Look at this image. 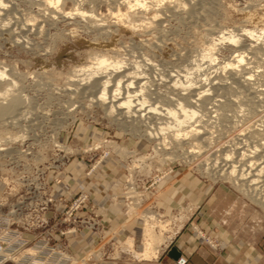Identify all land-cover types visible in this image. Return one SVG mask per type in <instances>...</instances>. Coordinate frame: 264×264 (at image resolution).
Segmentation results:
<instances>
[{
	"label": "rangeland",
	"instance_id": "1",
	"mask_svg": "<svg viewBox=\"0 0 264 264\" xmlns=\"http://www.w3.org/2000/svg\"><path fill=\"white\" fill-rule=\"evenodd\" d=\"M119 1L83 0L77 7L92 18H81L70 15L73 0H62L50 18L44 0H0V104L5 107L11 98L18 102L0 116V222H9L5 216L18 206L22 225H16V215L10 217V229L28 240L19 247L18 261L3 264H157V258L139 261L143 222L150 216L156 226L166 225L163 238H169L160 252L188 203L165 215L157 200L181 174L211 188L225 187L239 199L249 238L264 262V208L254 201H262L264 169L259 178L253 172L259 162L264 166V136L255 139L264 121V37L251 41L241 32L254 30L256 37L260 29L264 32V0H139L144 9L130 10ZM27 23L35 25L27 29ZM225 33L235 35L238 45H253L233 71L221 68L243 48L217 39ZM102 56L105 65L134 72L138 84L143 82L142 92L154 93L152 102L154 96L187 93L179 90L185 80L210 83L206 94L213 105L206 106L209 116L202 119L211 135L200 150L212 148L209 158L191 168L203 155L187 154L192 146L173 155L157 153L144 135L155 125V115L148 114L146 124L123 122L107 112L105 103H92V79L79 71ZM236 76L250 81L239 84ZM252 146L259 152L252 155ZM241 150L249 158L236 154ZM225 155L236 170L252 164L247 168L251 177L240 182L237 176L234 184L217 174L220 168L212 165H222ZM77 198L82 204L74 210ZM48 200L52 203L42 210ZM38 218L47 225L38 227ZM130 223L134 226L127 230ZM43 234L51 239L46 251L39 246ZM64 252L67 259L61 262Z\"/></svg>",
	"mask_w": 264,
	"mask_h": 264
},
{
	"label": "bare ground",
	"instance_id": "2",
	"mask_svg": "<svg viewBox=\"0 0 264 264\" xmlns=\"http://www.w3.org/2000/svg\"><path fill=\"white\" fill-rule=\"evenodd\" d=\"M61 1L62 0H44L43 6H44L45 11L48 12V16L50 18H53L55 15L58 14L59 11H57V6L60 5ZM73 1H74V5L76 6V8H74L72 10L74 13H72L70 15H75L76 17L79 16L81 18H84V17L92 18L91 17V13H88L89 15H86L85 12L80 11V9L77 7L80 3H82L83 0H73ZM1 3L2 2H0V12L3 11L2 8H4V7H2ZM121 4L123 6H125V7H127L128 10H130V8H133V7L140 8V9H142V8L144 9V7H145V4L142 3L139 0H122ZM116 13H117V16L118 15L120 17L122 16L121 14H119V10ZM67 14L69 15V13H67ZM67 14L65 16H67ZM65 16H62V17H65ZM122 20H124V19H122ZM29 24L27 23V25H25V27L27 29L30 28L31 26L35 25L34 23H31L33 25H29ZM241 32H244L245 35H248V38L251 41H256L257 42V40L259 38L264 37V32H263L262 29H260L259 35L257 37L254 34V30L251 31V30L244 29ZM217 39L219 41H221V42L222 41H228L229 45H231V46L233 45V46H236L237 48L238 47H242L243 48V50L238 51L233 56L231 62L226 63L221 68V69H224V70L227 69V70H230V71L232 70L233 71V69L236 67L235 64L236 65L241 64L243 62V58L245 57L244 53L247 52L250 49V47L253 46L251 44H247V45H242V44L238 45V44H236V42H238V39H237V37L235 35H233L231 33H225V34H223L221 36H218ZM214 40L215 39H213V38L210 39L211 42H213ZM214 44H212V45H214ZM208 58L209 59L211 58L210 61L214 60V58L210 54L208 55ZM93 61H95V62H93L94 64L92 63L93 67H86L84 69L82 68L79 71V73L81 72V74H83V75L87 73V75H86L88 77L87 79H89V80L92 79V81H91L92 85H90L91 86L90 88L94 89V91L92 90L94 92V94L93 93L91 94L92 95V100H93L92 103L93 102H95V103H97V102L99 103L100 102L102 104L105 103L106 104L105 107L108 110L107 111L108 113H115V115H120L121 116V119H119V121H123V119L126 118L128 120L127 122H130V123H132L134 121H136V122L138 121V123L141 122L143 124H146L145 120L148 119V114L149 115L153 114V115L156 116V117L151 116V119L153 117V119L156 120L155 121L156 122L155 125L152 124L153 127L155 126L154 127L155 131H157V133H159V135L160 134L162 136L166 135L167 136L166 138L169 137L170 140H171V143L173 144L174 148H176V149L181 148V146L183 145V143H182V138L183 137H184L183 139H185L187 137H192V136L194 137L195 135H198V134L201 133L199 128L195 127L194 123L197 122V121H195V119H200V118L202 119L203 117L207 118V116H209V113L206 111L207 110L206 106L211 103V99L207 98V96L210 97V95L206 94L207 91H208L206 88L208 87L207 85H209V87H210V85H211L210 83H207V84L204 85L203 84L204 81H203L201 84L199 83V85H198L197 82H196L197 84L196 83H191L190 81L186 82V80H185V79H187V77H186L184 79L185 82H183V84H182V81H181V83H179V85L182 84V85H180L182 88H179V90H181V89H182V91H186L187 90L188 91L187 93L183 92L182 94H176L173 97H169V96L162 97L161 95H160L161 97H155L154 96L155 98L153 97V102H152V100H151L152 98L151 99L149 98V96L151 94L149 95L148 94L149 92H146V93L144 92L145 94L142 92L144 90V88H142L143 87V82L139 81V84H140V82L142 83V84L139 85L138 82H137L139 80V77L134 75V72H129L128 70H130V69L125 68L123 70H120L118 68V66H113V65H116V64H112V62H109L106 65H108V67L110 66V69H109L110 72L109 71L105 72L104 71V67L106 66L105 63L107 62V59L105 57L102 56V57H99V58H97V59H95ZM116 68H118L119 71H116L115 70ZM105 69H107V68H105ZM232 73H233L232 76H234V78H235L236 74H234V72H232ZM3 77H4V74L2 72H0V78H3ZM73 78H75V77H73ZM234 78H232V79H234ZM238 78H240V79H238ZM236 79L239 81V84H242V85L244 83H246V82L248 83L250 81L249 77H244V76H239ZM206 80H205V82H207ZM237 80H235V81H237ZM134 83H136L135 85L138 84V87L136 86V88H135L134 85H133ZM171 83H172V81H171ZM176 84H177L176 82H173V85H176ZM185 84L187 86H185ZM176 88H178V87H176ZM95 89H96V92H95ZM153 94L151 96H153ZM147 97L151 100L152 103H150L148 101ZM8 101L9 102L7 103V105L5 107L0 104V116L4 112H7L9 109L14 108L17 105V103H18L17 101H14L13 98L9 99ZM214 102L216 103L217 100H215ZM215 112L216 111L214 110L213 112H210V113H215ZM259 123L262 126V128L257 130V132H256L257 137H255V139H257L259 137L258 140H260V137L262 136L261 138L263 140V136L264 135L261 134V132L262 131L264 132V130H263L264 129V124H262V123H264V121H260ZM134 131H135V129H134ZM209 131L210 130L207 129V142H209V138H210L209 134L211 135V133H209ZM135 132H137V131H135ZM141 132H143V131H141ZM144 135L146 136V134H144ZM162 138L164 140V137H162ZM150 140H151V137H150ZM194 141H195L194 146L191 149L192 153H195L193 150H199L200 149V146H199L200 142L198 140H194ZM258 142H261V141H258ZM258 144H260V143H258ZM256 146H252V148L250 149L251 150L250 153L252 152L251 153L252 155H254L256 152H259V151H257L259 149L258 148L259 145H258V147H256ZM260 147H262V146H260ZM256 148H258V149H256ZM211 149L212 148H209L207 150V155L205 157H203L202 160H205V159L209 158V156L211 154L210 153ZM246 152H248V151L241 150V151L237 152L236 154H239L240 158L243 160L244 158L248 157V155H246ZM213 153H215V151ZM208 154H209V156H208ZM229 156L230 155H228V156L225 155L224 156V158L222 160L224 163H222V165H219L220 163L219 164L217 163L215 165V163L213 162L214 165H212V168L213 167L220 168L217 171L218 173L217 172L216 173L221 175V177H223L224 179H227V180H230V181L233 179L232 182L234 184H236V181H238L239 179H240V182H241V179H246V175L248 177L249 171H251V170H247V168L249 169L250 167H252V164L247 162L248 165L244 164L243 168H241L239 170H236L235 163H234L235 166H233L232 161H231L230 164L226 163L227 161H230L232 159V158L230 159ZM252 157H254V156H252ZM228 158L230 160H228ZM238 158H239V156H238ZM241 159L240 160L237 159V161H241ZM254 159L256 160V158H254ZM254 159H253V161H254ZM259 159L260 158H258V160ZM261 162H264V161H261ZM256 163H257V161H256ZM258 164H261V163L259 162ZM258 164L256 165L257 168L254 167V170L252 169L253 172L255 173V175H254L253 172H252V174L254 176H257L260 173L261 174L264 173V172L262 173V171L264 169V166L263 165L262 166H260V165L258 166ZM244 171H246V173ZM242 172H244V174ZM250 175H249V177H251ZM237 176L239 178L238 180L235 179ZM253 179H254V177H253ZM245 181H243V182H245ZM250 181L252 183V180H250ZM246 182H249V180H247ZM255 183H253V184H255ZM263 199H264V197H262V201H260L259 199H257V200L254 199V201L259 206L264 208V200ZM149 217L150 216H148L147 218L145 217L144 222H143V227H142L143 249L138 254V258H140L139 261H148L150 259H156L157 258V254L159 252L158 251L159 250V246L162 245L163 243H165V241L168 240V238H169V237L163 238V234L167 233L166 225H162L161 224L159 226H156L155 223H152V222L149 221L151 219V217L150 218ZM156 228H158V234L156 232H154V229H156ZM127 244L129 246H131V240H128Z\"/></svg>",
	"mask_w": 264,
	"mask_h": 264
},
{
	"label": "crops",
	"instance_id": "3",
	"mask_svg": "<svg viewBox=\"0 0 264 264\" xmlns=\"http://www.w3.org/2000/svg\"><path fill=\"white\" fill-rule=\"evenodd\" d=\"M184 175L165 186L162 197L157 200L165 215L188 203L187 211L181 215L184 219L172 224L175 233L160 250L157 264H175L167 255L170 248L186 258V264H264L257 252L259 248L254 247L256 241L249 238L243 217L245 207L239 199L225 187L211 188ZM178 193L180 197L175 196ZM133 226L130 223L126 229L131 230Z\"/></svg>",
	"mask_w": 264,
	"mask_h": 264
},
{
	"label": "built area",
	"instance_id": "4",
	"mask_svg": "<svg viewBox=\"0 0 264 264\" xmlns=\"http://www.w3.org/2000/svg\"><path fill=\"white\" fill-rule=\"evenodd\" d=\"M148 120L149 119H146L145 122L147 123ZM196 121L197 122L194 123V125H195V127L199 128L201 133L198 135H195L194 137L193 136L187 137L185 139H183L184 138L183 137L182 138L183 145L181 146V148H178V149L174 148L169 137L166 138L167 137L166 135H163V136L161 134L159 135V133H157V131H155V128H154L155 126L150 127L149 129H148V127H146L148 130V131H146V136L148 135L149 137H152L151 140L155 143L154 144L155 145V151L159 152L161 154H167V153L168 154H175L176 152L182 151L185 146H192L190 149L187 150V154L193 155V154L203 153V155L200 158H198L197 162L190 164V167L194 168L199 163H201L202 161L207 160V159L202 160V158L207 155V150L206 151L205 150L200 151V150H202L201 148H204L202 146V144H207V119H196ZM162 137H164V140ZM194 140H198L200 142V145H199L200 149L199 150H193L195 153H192L191 149L194 146V143H195ZM211 151H212V149H211ZM204 164L207 165V163H204ZM204 171L206 172L207 168H205ZM148 188H153V185H150ZM261 196L263 197L264 195H261ZM82 199L83 198H77L74 201V203L72 205L73 206L72 208H74V210H76L80 207V205L82 204ZM51 203H52L51 200L44 202L43 206H41L42 210H46L48 208V204H51ZM129 204H131V203H129ZM24 207H26V206H23V208ZM143 207L144 206H142V207L138 206V207H136V209L142 210V209H144ZM19 210H20V208L18 206L14 207V210L8 216H5V218H7L10 222V220H13L11 218L17 215L18 221H17L16 225L19 226V224L21 223L19 220V213H17ZM9 222H7V223L2 222V221L0 222V264H3V263L8 262V261H15V260L18 261L17 259H18L19 247L20 246L22 247L28 243V240H26L24 238L23 234H21L19 230L10 229L11 225ZM81 223H83V221ZM36 224L38 225V227H45L47 225V221L45 219H39L38 218ZM21 225H22V223H21ZM20 227H22V226H20ZM79 227H81L80 222H79ZM24 230L28 231L27 229H24ZM42 236L43 237H41L40 241H39L40 242L39 246H42V250L46 251V248L49 245L51 239L49 238V236L47 234H43ZM35 246L38 247L37 245H35ZM32 249H36V248H32ZM37 249H39V248H37ZM34 253H35V251H34ZM62 255L64 257H61L60 261L65 262L67 259L65 252L62 253ZM186 263H187V260L184 257H179L175 262V264H186Z\"/></svg>",
	"mask_w": 264,
	"mask_h": 264
},
{
	"label": "water",
	"instance_id": "5",
	"mask_svg": "<svg viewBox=\"0 0 264 264\" xmlns=\"http://www.w3.org/2000/svg\"><path fill=\"white\" fill-rule=\"evenodd\" d=\"M167 255L174 261L180 257V253L175 248H170Z\"/></svg>",
	"mask_w": 264,
	"mask_h": 264
}]
</instances>
